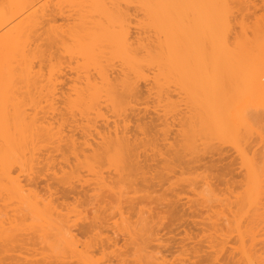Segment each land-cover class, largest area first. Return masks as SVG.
Listing matches in <instances>:
<instances>
[{
	"label": "rangeland",
	"instance_id": "obj_1",
	"mask_svg": "<svg viewBox=\"0 0 264 264\" xmlns=\"http://www.w3.org/2000/svg\"><path fill=\"white\" fill-rule=\"evenodd\" d=\"M51 1L49 2V0H44V1L42 0L41 2L38 3V5L36 4L39 7L34 8L35 10H37L40 8V6H41L40 9H44L45 7L43 11H41L40 9H39L40 11H37L39 12L38 14H40L39 16L37 12L35 13L37 15L36 16L34 15L36 17V18L34 17L35 19L38 18L37 21H39V19H42V20H40L41 22L39 21L41 23L39 24L40 26L36 27V28L39 27V29H37L39 31H37L36 35L38 34L41 37L37 36L33 38H36L40 44L37 42L36 43L38 45H41L45 49L44 50L43 48H41L40 50L43 49L42 50L43 52L41 51V53H38V54H41V56L40 55L36 56L38 57L37 62H36L37 58L35 59V61H33V63L35 62L37 64L35 65L34 63V66L35 67L37 66L36 68L33 66L34 72L35 71H37V73L39 72L38 74L39 78H40V74H42L41 75L42 78L39 80L40 84L39 86H37V89L32 88V89L26 90L24 88L25 86L24 87L19 86L18 88V89H22L21 87H23L22 90H18L19 92L21 91V93L19 92L18 93L21 95L22 99L23 97L24 99H26V101L23 99L22 103L24 106L22 108H23V111L26 110L25 114L30 115V117L29 118L20 117L18 120L16 117H0V157L1 158H2L1 154L3 155V153H5V145H6L3 142L4 139L2 140L4 136L1 137V134L4 133L3 131H6V130L11 132V134L12 133L14 134L15 132L14 127L16 124V120L21 121L20 123H22V121L26 119L25 122L27 123H24V125H26L27 127L28 124H30V128L28 126V129H30L31 131H33L32 125L34 129L37 128L36 124H38V128L40 129L43 128L41 131L46 129L44 132H42L44 134L42 133H41L42 135L39 134L40 137H37V136L34 137L35 134L33 133L36 131L31 132L30 130H28L27 132L25 129L26 135L22 137L23 139L25 138L23 142L27 141L25 144L21 142L22 141L21 137H18L17 135H15L17 136V138H20V139H17V138L16 139L21 140L20 141L21 145L22 144L25 145V146L23 145L24 148L22 147L23 152H19L20 150H22V148L18 150L17 147L19 146L16 145L17 146L16 147L13 144L17 148L16 149L13 146L14 150L16 149L15 151L18 153L9 154V157L7 156L8 158L7 160H5L3 164L1 163V160H0V215L3 217V219L1 220L3 221V224L0 223V225H2L0 226V264H7L10 261H12L15 264H19V263L20 264H26V263L30 264V263H33V261L35 262L37 261L36 262L37 264H59V263L66 264V262L69 263L70 260L72 261L74 259L73 261L76 262V259L81 258L82 256L85 257L87 255H89V259L84 258V257H82L81 259H84V260L88 259L89 260L88 263L90 262L89 264H145L148 261L150 262H154L156 260L162 261L163 259L167 261L168 264H190L189 262H191V260L189 261V259L190 257L192 259V256H190L187 259L184 254H183L184 257L183 255H180L179 251H181V248H179L178 246L180 244L179 242L182 241L181 238H183L182 235L185 234V231L189 232V229H186V230L183 229L185 228L186 224L185 226L181 227V225L184 223L182 221H184V219L186 220L191 219L190 216H192L193 213H195V215H194V218L192 217V220L194 219V221H196L195 222L196 224L195 223L194 224L198 225L196 227L198 231L204 226L205 229L209 228V230H211L210 232V231H207L206 229L207 231L206 233L208 232L211 233V234L209 233V236L214 235V231H215L214 229L218 228V227L216 228L215 226L217 225V223H219L218 226H221L220 228H222V230L219 228V231L217 229V231L219 232V235H221L222 233L223 236L226 235L230 238L232 237V239H227L225 236L227 240L224 242H227L228 244V241H229V247L226 246L227 248L225 249L226 251L223 250L222 252L225 255L227 253V250L229 249L231 250L230 252L228 250L230 254L232 251L233 253L237 252L236 253L237 256L234 254L233 255L235 257H239L238 252L246 253V252H249V250H252V247H253V249L255 248L257 251L259 250V254L261 253V255L263 254L264 256V252H263L264 251V248H263L264 240H259L260 238L261 239L264 238L263 237L264 236V232H263L264 216H262V213L264 215V77L253 80L248 86H245L242 84H240L241 86H239V83H238L237 89H236V86L230 87L229 84L227 85L228 87H230V89L228 87L225 88L226 84L222 85L224 89L222 88L221 85H219V87L216 88V90L219 89L217 92H219L222 88L226 93V94L224 93L225 95L223 94L224 91L222 92V90L219 92L220 94H218L214 88H210L211 93L214 90V94H215L213 95V93L211 94L209 91V93L211 94L210 97L212 95L215 97L220 95V97L222 98V99L220 98L222 101H220L219 103L221 105L219 108L220 109L219 113H217L216 111H212L214 110V108L216 110V107H214V105L211 106V108L214 107L212 110L209 109L210 102L209 101H208L209 103L206 102L207 96L206 95H205L206 97L204 96V93L205 92L207 93V91L206 90L205 92L200 91L199 89L200 85L198 83L197 84L199 86H197L196 83H195L196 86L191 84L193 81L191 77H194V76H191L189 78V81L191 82L190 84L193 85L194 88L191 85H189L188 87L187 83L189 82L183 83L186 80L184 77L183 78L184 80H182V83H183L182 84L180 82L182 78L176 75L177 72L169 73L172 71H169V72H166L164 70L161 71L159 70L160 69L159 67H156L153 64L152 66H150L151 68H149V66H147L146 64L145 66L143 64L140 72H139L140 68L137 73H133L131 71L133 74L131 78L130 77L131 72L128 70L125 71L126 69L125 66L121 65L123 62L119 61L121 59H118L116 57V54L113 57V52L110 53V50H109L110 48L108 49V47L105 48L104 45L103 47L99 45V47L104 49V51L107 50L109 52H105L107 54L104 55L105 54L104 51L102 49H98L99 47L97 46V48L94 49L95 54H97L95 56L98 57V59L96 58V61L98 60V63L97 62L96 63L100 65L99 63L100 61L102 64V67L104 66L105 69L108 64L109 66L111 65V67L113 66L112 68L109 66H108L109 69L107 68L109 70L108 72H110L112 69V72L110 73L112 75L110 74L109 75L112 77L110 78L113 80H115V77L117 75L122 77L123 75H120L121 74L120 72H123V69H124L125 75L128 72L127 74H128L129 79L127 80L131 81L130 84L131 86H134L132 87L134 90L132 89L133 92L127 89H125L126 91L124 89L122 91L120 86L119 87L117 86L118 87L117 92L119 93L114 92L113 94L109 95V93L111 92L110 90L108 95L109 97L113 96V99H115L114 100L115 102L111 101L112 100L110 99L111 97L107 99L108 95L105 94L107 91L104 92L102 90V92H104L103 93L104 95L103 94L100 95L102 93L101 92L97 96L98 94L97 93L95 98L93 97V100L95 99L94 100L95 102H92L93 101L92 99L89 100V98H92L90 96H88L89 98L86 97V95L78 96L79 94H83L82 90L83 91L86 90L84 87L85 85H82V83L80 82H77L75 84L73 83L72 79L75 76L74 72L77 70H81L80 68H82V70L83 68L84 70L87 69L86 71H88L89 70L88 68L90 67V65L93 64V61L92 63H90V65L88 64L89 66L86 67L85 64L87 63L86 62L83 63L82 60L84 59L82 58V56H80V54L77 53L81 57L80 58L74 51L77 48L76 46L77 43L72 42V41H75L74 39H72L71 41L72 37L67 38V39L65 38L66 39L65 41L60 42V38L62 37V35L65 36L69 34L70 32L69 33L67 32L72 31L71 28L75 26L76 24V22L74 21L75 16H76L75 14L78 15L77 13L78 11L76 12V10H79L80 8L82 9L83 7L86 9V6H87L86 4L88 3H85L86 6L84 4H81L80 8L78 7L72 8L73 5L69 7V5L62 4L61 5L62 7H61L57 4L56 0H53V2ZM146 1L149 6L151 7L156 6L155 4L156 1L154 0L152 1L146 0ZM42 2H44L43 5L45 4V2H47L48 4L47 3L46 4L48 5V7L46 6V4L44 7H42ZM137 2L139 1L130 0L129 2V0H124V1L116 0L114 1V3L117 5L113 4V7H112V3H107L106 7H108V9H110L111 12L113 11L115 13V14L113 13L114 16H116L117 18L115 19L118 22L120 20H121L120 22H122V24L119 22L122 25V27L121 25H118L116 26V28L118 29L113 28V31L115 32L116 30L117 31L116 34L117 33L121 34L123 30H124L123 33H128L129 31L128 33L129 36L126 34L129 38L127 37L125 38H127L128 40L130 39V41L131 40L133 41L136 37H138L136 35L138 34L140 35L141 33L143 34L142 35L143 38L144 36L149 37L148 38L150 40L149 42L154 41L155 39H157L156 38L157 36H154V35H157V34L148 26V24H150L152 21L149 11H146V8H144V6L140 2L139 3ZM0 3H2L0 5V8L1 6L3 8L5 6L4 4H6V7L4 8H7L8 7L7 3L9 4V1L1 0ZM118 3H120L121 5ZM134 3L135 4L137 3L138 5L137 4L134 5ZM51 4H52V7H50ZM231 4L232 6H230L231 7L230 9L232 11H231V15L229 16L230 24L228 23L227 25V27H229L228 29L229 35L227 36L228 37L227 40L229 44H233L234 46V44L235 43L237 44L238 41H240V43H242L243 41L245 42L246 38L244 40V37L246 36H247V40L248 39L251 40L255 36L257 37L256 33L258 30H259V33L262 34L261 32L264 31V23L261 24L260 22H258L259 19L264 17V7H263L264 2L262 3V0H252V1L251 0H232ZM247 4L251 6L247 8V6H245ZM133 5L136 7H134ZM74 6L76 5L74 4ZM117 6H119V8H117ZM242 6H245V7L243 8ZM137 7L139 10L136 9ZM4 8L2 9V11H5L8 9V8L7 9H4ZM50 8H52V11ZM47 9L48 11L49 10L50 11L48 12ZM61 9L63 11H61ZM8 11L9 9L5 12H8ZM66 11H68L69 13L67 12L68 14H66ZM32 12L33 11H30L29 14ZM88 12L91 14L90 11ZM140 12L143 14H141ZM57 13L59 14L57 15ZM47 14H50V15H47ZM51 14L53 16H51ZM71 14L73 15L70 16ZM97 15L98 14H95L93 16L94 19H91V21L94 20L95 22H97L96 24L102 23L105 26H107L105 20L101 19L99 16L97 17ZM60 17L62 18V20L67 17L66 20L64 19L65 23L61 20ZM143 19L147 24L143 21ZM48 20H50L51 22H48ZM70 21L73 24L69 23ZM123 21H126L127 23L125 22L123 23ZM57 25L58 26L60 25L61 28L60 26L58 27ZM83 26L84 28L88 29L91 26L93 27V24L87 25V27L85 26V24ZM83 26L78 25V27H81L82 29H84ZM64 27L66 28V30ZM75 27H73V32H74V33L72 32L73 34L75 33L83 34L82 32L83 30H81V28L79 30V28L76 27L78 29V32H76L77 30ZM257 27L260 29H256ZM69 28L71 30H69ZM89 29H92V28H89ZM121 29H123L122 32H121ZM144 29L148 30L147 32L148 34L143 33L145 32ZM149 29L152 34L150 33ZM62 30L64 34L62 33ZM254 31H256V33ZM149 33L152 36H150ZM60 34H61V37L58 38L57 36H59ZM132 35L135 37H132ZM42 37L44 39L43 41H41ZM52 37H55V39L57 40L55 43L50 44L49 38H52ZM67 37H70V36H67ZM150 37H153V38H150ZM262 37L264 38V33ZM262 37L260 38L262 39L260 41H263ZM255 39L257 40V38H254L252 40L254 41V43L256 42ZM70 41L72 42V44H70ZM155 41L152 43H156ZM252 41L251 43H249L250 41L249 42L247 41V43L250 45L252 44ZM59 43L60 44L66 43L68 45L66 46L65 44L64 45L62 44V46L57 45ZM254 43L253 45L256 46L258 42L255 44ZM45 44L47 45L50 44V46L48 47ZM242 45H244V43ZM38 47L40 48V46ZM58 48H59V51H58ZM70 48L73 49V51L75 52L74 54L70 53V52H73V51H70L72 50ZM51 49H53V51ZM65 52L69 54L65 55ZM42 53L44 54L42 55ZM45 53H46V56H45ZM53 53H55L54 54L55 56L53 55ZM109 54H112V55H110L109 57ZM48 55L50 56V58ZM51 55L53 57H51ZM70 55H71V58L69 57ZM140 56L141 54L139 55V57ZM39 57L41 60L39 59ZM111 57L112 59H109ZM43 58L45 61L43 60ZM142 58H144L143 54H142V57H140V59ZM106 59L110 61L112 60L113 64L110 63V61H107ZM38 62L40 63L38 64ZM120 62L122 63L120 64ZM119 66L120 67L122 66V67L120 68ZM50 67L52 68L51 71H50ZM95 67L93 70L92 69L93 67L91 65L90 69L95 71ZM69 69L73 71H70ZM52 70H54L55 73ZM92 70H90V72ZM142 71H145V72H142ZM59 72L62 73L61 74L62 77L59 76L60 75ZM45 74H48L50 76L45 75ZM137 74L138 76H136ZM48 77L49 79L53 77L54 80L53 78L49 80ZM123 77L122 79L126 78V77L124 78ZM177 77H179L180 80ZM196 77L197 76H195V78ZM47 79L49 80V82L51 81L50 82L51 85L49 84ZM118 80L116 81L115 85L122 82V81L118 82ZM56 82H58L57 86H56L57 84ZM122 85L123 84H121V87L123 88ZM184 85H186L185 88H184ZM206 85H209V84H206ZM40 86H41V89H39ZM78 86L79 87L81 86V87L79 88ZM205 86H203V89L211 87V86H206V87ZM195 87L196 88L198 87L197 94L195 93V95H197L198 98L193 94V92L196 91ZM233 87L235 88L233 89ZM114 89L116 90V86ZM190 89L191 90L193 89V90L191 91ZM226 91H228L229 93H227ZM18 93L16 92V95ZM190 93H192V95H194L196 98L195 99L192 98V95H190ZM209 93L207 94L208 97H209ZM216 93L218 94L217 96H216ZM76 95L78 96V98H74V97H77ZM105 95H107L106 100L104 99ZM223 95L227 97H224ZM17 96L20 99V96L19 95ZM83 96L84 98H86L85 100ZM101 96L104 98L102 99ZM80 97H82L81 99L84 101L87 100V102H89L90 104L86 102L85 104H81L80 106L79 104L81 102L84 103L80 99ZM223 97L226 99L224 100ZM65 98L67 100H65ZM214 98L212 97L213 100ZM100 99L103 101H101ZM220 99L218 97L217 99H215L214 103H216ZM104 100L107 102H104ZM209 100L212 101L211 99ZM76 101L79 104H76L75 103ZM110 101L111 103H109ZM91 102L93 106H91ZM97 102L99 106L97 105ZM112 102L114 104H112ZM72 103L77 105L78 108L74 110L73 108L77 106H74ZM93 103L94 104L96 103L95 104L96 107ZM212 103L213 102H211L210 104ZM86 104H88V106ZM110 104L112 106L115 105V107L118 106L116 107V110L118 112L115 110H112V109H115V107L114 106L112 107ZM217 104L218 103H216L215 106ZM89 106L90 108L92 107L91 109L94 110L95 112L91 111V109L90 111H88ZM81 107L82 108L84 107L83 108L84 112H82ZM87 107H88L87 109L88 112H86ZM98 107H99V111L97 110ZM191 116L193 118L192 122H195L197 117L198 119H197V123L196 122L194 124L191 123L192 126L194 127H192L191 130H189L188 128L190 126L189 125L190 119L188 117H191ZM194 117H195V120H194ZM185 118L188 119L189 123L188 122L186 123ZM224 118L226 121H224ZM29 119L30 120L32 119L33 121L32 120L30 121ZM35 121H37V123ZM38 121L40 122L38 123ZM216 122H218V125L220 127L219 129L221 131V134H220L221 136H219V134L216 133V130H217V126L215 124ZM34 123H36L35 124L36 126H34ZM47 123H49V125ZM108 126H109V129L111 128L110 129L111 131L114 129V126H117L116 128H118V131L120 133L121 131L124 132L126 130L125 132L126 135H128V137L132 139V140L130 139V141H132L131 143L133 146L132 147L133 153L130 154L131 155L130 159L128 157V158H125L124 159L125 161H124L121 158V161H118L120 156L117 154L119 158L116 157L117 156L116 152H113V151L107 153L106 155L108 156L104 155L103 156L104 158L102 157L103 159L102 158L100 160L93 159L92 151L96 150L97 147H99L95 144L101 143V139L98 136V132L100 133H103L104 131L107 132ZM183 128H185L186 132L190 131L188 132L189 134L185 133ZM15 129H18V128L16 127ZM180 130L183 133L180 132ZM27 133H28V136H27ZM186 134L189 135V139L187 138L188 136L186 137ZM15 136L13 135V137ZM71 136L77 140L76 141L77 143H80V144H77V146L81 145L80 147H82V144L84 142L86 141L90 142L91 147L90 145L89 147L91 150L89 149V147L85 149V145L83 144V148L81 149L83 150L85 149V150L82 153V150L80 149L81 153L78 152L79 153L78 157H75L74 154L71 155L72 154L71 152L70 154L67 152H64L63 147L66 146L67 144L66 141L68 142ZM32 137L36 138V139L33 138L34 142L32 141ZM181 137L183 140L181 139ZM48 138L50 140H47ZM141 141L143 143H141ZM184 141H187V142L184 143ZM85 144H88V143L86 142ZM137 146L139 150H137ZM141 148H144V149H141ZM89 152H92V154ZM87 155L90 157H88ZM107 157L109 160L111 159L110 161L112 162H110L107 159ZM90 158L93 159V161L92 160L90 161L89 160ZM114 160L115 162H118V163H115ZM77 161L79 162L80 165L78 164ZM87 162L90 164H87ZM76 164H78L79 166ZM92 164L93 165L95 164V166H93ZM88 165H90V167ZM137 166L138 167L140 166V167L138 168ZM73 167L75 168L77 167L76 170L78 173L76 171L74 172L75 174L72 173V171L75 170L73 169ZM141 167L145 169H142ZM254 171H256V174L254 173ZM118 172L120 174L119 177L121 179L118 177V174H117ZM136 172L138 173L135 177ZM154 176L156 177V179H152V177L155 178ZM78 177L80 179H78ZM52 178L53 180H51ZM74 178L77 179V181ZM136 178H139V179H136ZM145 178L149 186L147 182L144 180ZM30 179L32 181L36 179L39 180V183L36 185L37 187L34 185L36 188L32 186L31 184L32 181ZM27 180L31 181V183L29 182L30 183L29 184ZM47 180L48 182H45ZM131 180L134 182V184L131 183L132 182ZM58 181L59 182L62 181L63 183L62 186L60 183L57 184ZM78 182H80L81 185ZM156 182H158L159 184ZM16 183H18L20 187L21 186L23 187L21 194L16 195V193L13 192L12 189H10V186ZM49 183L54 186L52 187L56 190V192L60 188V187H57L59 184L61 188L64 186V184H67L69 185V187L70 186H75V187L82 186L84 187V189L87 190L86 191L87 194L84 196L82 195L80 197H76V198L71 196L68 200L63 201V199L62 200L58 199V197L60 196L57 195V193H55L54 189H52V192H50L51 190L47 191V186L45 188V185ZM41 202L43 205H45V207L43 205H40ZM186 202L188 203L189 206L191 205L193 206L192 208H194L193 210H190V212H188L189 214L187 216H189L192 213L191 211H193V213L192 215L189 216L190 218H186V216L185 217L183 216L184 219L182 218L181 220L182 214L184 215V213L187 212L188 207L185 206L186 208L185 209L183 206V203L185 204ZM28 203H31V204H28ZM32 203L37 206V209L42 208L41 210L43 211L41 212V210L40 211L33 210V206H30V208H28L29 205H33ZM48 205H51V206H48ZM24 206L27 208L23 209ZM54 206L59 209L57 211V212L60 211L59 213L55 214V211L50 210L52 209V207L53 209H55ZM181 206H183L182 208L184 210L181 208ZM48 207H49V210H48ZM99 208L100 209L103 208L102 210L104 211H100ZM64 209L65 210L67 209V210L65 211ZM96 209L99 211H97ZM25 210L27 211L25 212ZM46 210H47V213H46ZM180 210H182V212ZM1 216H0V219H1ZM247 216H248V219H247ZM251 216L255 218V220ZM209 217H211V219L213 220H210ZM233 217L236 218V221L235 219L233 220ZM249 217H251L250 219H253V222L252 220H250L251 222L248 221ZM189 221L194 222L191 220ZM212 221L214 222L212 223ZM60 222L61 223L63 222L66 226H64V224L63 223L61 224ZM92 222L97 223V227L100 226L99 229L95 230L94 232H92L91 234L87 236L82 237V235H78L76 238H71L72 234L73 235L76 234L75 233L76 228H79L80 226H83L84 224H88ZM215 222H216V225H214ZM249 222L251 223V225ZM222 223L224 224L225 228L227 227L226 228L227 230H225ZM199 226H202V227H199ZM230 226L232 227L230 228ZM244 226L246 227V229H244L245 228ZM260 226L262 228H260ZM189 228L192 229L194 227L191 224ZM247 228L250 230V232ZM239 230L240 232L241 230H243V233L242 232L240 233L242 234L241 238H239L240 236H238ZM68 231H73L72 234L71 232H69L70 233L69 237L71 240L68 237ZM202 231H204V229ZM218 232L216 235L217 237H219ZM248 232L249 234H247ZM253 232H258L256 234L257 235L256 237L259 239L257 241L254 240L255 242L252 241V239L255 238L254 237L255 235L253 236ZM62 233H63V236H62ZM195 233H198V232H194V234ZM203 235L202 237L204 236L206 237V235L204 236ZM199 236H200V232L198 233L197 238ZM246 236H249V237H246ZM67 238L69 239L70 242L72 241V244L69 243ZM211 238H212L211 240H214L213 237ZM242 238L244 240L243 242L241 241ZM200 239H198V241H200ZM239 239L241 242L239 241ZM74 240L76 241L74 243L75 245L73 244ZM202 240H204L205 242V239L202 238ZM207 240H209L210 242V239H207ZM218 240L220 239L218 238ZM218 240L216 239V241ZM251 242H254V243H251ZM259 243L260 245H258ZM218 245L220 247V244ZM230 246H232L233 248H236L235 252H234V249H232V247L230 248ZM224 254H222L221 256H224ZM7 260H10V261H7ZM195 260L193 258L191 264H193V261L195 264L198 263V261L195 262ZM2 261L5 263H2ZM28 261H30V263H28ZM183 261H185V263ZM207 261H205L202 264H210L212 262V261L211 262L210 261L207 262Z\"/></svg>",
	"mask_w": 264,
	"mask_h": 264
},
{
	"label": "bare ground",
	"instance_id": "obj_2",
	"mask_svg": "<svg viewBox=\"0 0 264 264\" xmlns=\"http://www.w3.org/2000/svg\"><path fill=\"white\" fill-rule=\"evenodd\" d=\"M1 1V0H0ZM4 1V0H3ZM9 1V4L7 3V5H8V9H9V11L8 12H5V11H7L8 9L7 8H4V7H6V4H4L3 6V8L4 9H7V10H5V11H2V6H1V8H0V117H16L17 118V120L20 118V117H30V115H26L25 113H26V110L25 111H23V99H24V97H23V99L21 98V95L19 94V93H21V91L19 92L18 90H22L23 89V87L27 90V89H32V88H35V89H37V86H39V80L42 78L41 77V75L42 74H40V78L38 77L39 75V72L37 73V71H35L34 72V63H33V61H35V59H36V62H37V60H38V57H36V56H38V55H40L41 56V54H38V53H41V51L44 49L41 45H38L37 43H39V41L36 39V38H33V37H37V36H40V35H36V33H37V31H39V30H37V29H39V27L38 28H36L37 26H40L39 24H41L40 22V20H42V19H39V21H37L38 20V18L37 19H35L36 17V15L39 13V12H37V11H43L44 9H45V4L47 3V2H45V4L43 5V3L44 2H42V7H44V9H40L41 8V6H40V10L39 9H37V10H35L34 8L36 7V8H38L39 6H37L38 5V3L39 2H41L42 0H8ZM44 1V0H43ZM51 0H49V2H50ZM114 1H116V0H56V2H57V4L59 5V6H61L62 4L63 5H69V7L71 6V5H73L72 6V8L73 7H78V8H80L81 7V4H84L85 5V3H88V4H86L85 6H86V9L83 7V5H82V7L85 9H79V10H76V12L78 13V15L77 14H75L74 16H75V19H74V21L76 22V24H75V26L77 27V28H79V30H80V28L81 27H78V25H84L85 24V26L87 27V25H90V24H93V27L91 26V27H89V28H92V29H86V28H84V26H83V28L84 29H82L81 28V30H83L82 32H83V34H80V33H75V34H73L74 32H73V27H75V26H73L71 29H72V31H68L67 33H69V34H67V35H65V36H63L62 35V37H61V34L59 35V36H57L58 38H62V40H61V38H60V42H63V41H65L67 38H71V41H72V39H74L75 41H72V42H75V43H77V48H76V50H74L75 52H76V54L77 53H79L80 54V56H82V58L84 59V60H82L83 61V63H87V64H85L86 65V67L87 66H89L90 65V63H92V61H93V64H91L92 65V69L94 70V67H95V65H96V67H95V71H93L92 69H90L91 68V65H90V67L88 68L89 70L88 71H86L87 69H85L84 70V68H83V70H82V68H80L81 70H77L76 68V70L77 71H75L74 73H75V76H74V78L72 79L73 80V83H77V82H80V83H82V85H85L84 87H85V91H83L82 90V93L83 94H79V93H77V94H79L78 96H80V95H86V97H88V96H90V97H92V98H89V100L90 99H92L93 100V97L95 98V96H96V94H97V96L102 92V90L104 91V92H106L105 94H107L108 95V93H109V91L111 90V92L109 93V95H111V94H113L114 92H116V93H119V92H117L118 90V87L120 86V88H121V90L123 91V89L125 90V89H127V90H129V91H131V92H133L132 91V87H134V86H131V84H130V82L131 81H129V80H127V79H129V77H128V72L126 73V75H125V71L126 70H128V71H132L133 73H137L138 72V70H139V68H140V70H139V72L141 71V67H142V65L144 64V66H145V64L147 65V66H149V68H151L150 66H152V64L154 65V66H156V67H159L160 69L159 70H161V71H166V72H169V71H172V72H169V73H176V75H178V76H180V78H182L181 79V83H182V80H184L183 78L185 77V82H183V83H187V82H189V83H187V85H188V87H189V85H191V84H193L194 86H199L200 85V91H203V92H205V90L207 91V93L205 94L204 93V96L207 98L206 99V102H215V99H217L218 97H219V99L221 98L220 97V95L219 96H217L218 94H220L219 92L222 90V92L224 91L223 89V84L226 86L225 88H227L228 87V85L227 84H229L230 85V87L231 86H236V89L238 88V83H239V86H241L240 84H242V85H245V86H248L253 80H256V79H259V78H262V77H264V38L262 37L263 36V33H264V31L263 32H261L262 34H260L259 33V30L257 31V33H256V31H254L255 33H256V35H257V37L255 36L254 38H257V40H256V42L255 43H257V45L255 46V45H253V43H254V41H252L253 39H251V40H247V36L246 37H244V40H245V38H246V40H245V42L243 41L242 43H240V41H238L239 42V44H238V42H237V44L235 45L234 44V46H233V44H229V42H228V40H227V36L229 35V32H228V29H229V27H227V25H228V23H229V16L231 15V7L230 6H232V0H154V1H156L155 2V4H156V6L154 7V6H149L148 5V3H147V1L146 0H138L143 6H144V8H146V11H149V14H150V16H151V18H152V21H151V23L150 24H148V26H149V28H151L157 35H154V36H157L156 38L157 39H155L154 41L156 42V43H152V42H154V41H151V42H149L150 40L148 39L149 37H146V36H144V38L142 37V33L139 35H136V36H138V37H136L132 42L130 41V39L128 40L127 38H129L128 36V33H129V31H128V33H123L124 32V30L123 29H121V32H122V30H123V32L119 35L118 33L116 34V30H115V32L113 31V28H115V29H118V28H116V26H118V25H121L122 24V22H118L116 19V16H114V12L112 11H110V9H108V7H106L107 6V3H112V7H113V4H115L114 3ZM121 1V0H120ZM122 1H124V0H122ZM133 1H135V0H133ZM146 1V2H145ZM152 1V0H151ZM252 1V0H251ZM51 2H53V0L51 1ZM58 2H60V3H58ZM62 2V3H61ZM64 2V3H63ZM117 2H119V1H117ZM129 2H130V0H129ZM139 2H137V3H139ZM231 2V3H230ZM264 1L262 0V3H263ZM125 3V2H124ZM131 3H132V1H131ZM136 3V4H137ZM246 3V2H245ZM249 3H250V1H249ZM261 3V2H260ZM2 3H0V5H1ZM37 4V5H36ZM48 4V3H47ZM46 4V6L48 7V5ZM50 4V3H49ZM74 4L76 5V6H74ZM79 4V5H78ZM118 4H120V3H118ZM135 3H134V5H136ZM140 4V5H141ZM150 4V3H149ZM231 4V5H230ZM56 5V4H55ZM89 5V6H88ZM110 5V4H109ZM115 5H117V4H115ZM121 5V4H120ZM119 5V6H120ZM133 5V6H134ZM138 5V4H137ZM151 5V4H150ZM241 5V4H240ZM244 5V4H243ZM263 5V4H262ZM10 6V7H9ZM111 6V5H110ZM119 6H117V8H119ZM123 6H124V4H123ZM245 6H247V8L248 7H250L251 5H245ZM245 6H242L243 8L245 7ZM50 7H52V4H51V6ZM62 7V6H61ZM65 7V6H64ZM134 7H136V6H134ZM264 7V6H263ZM71 8V9H72ZM90 8V9H89ZM110 8V7H109ZM121 8V7H120ZM127 8V7H126ZM140 8V7H139ZM51 9V11H52V8H50ZM54 9V8H53ZM64 9V8H63ZM70 9V8H69ZM114 9V8H113ZM116 9V8H115ZM136 9H138V7L136 8ZM66 10V9H65ZM65 10H64V12H65ZM73 10V9H72ZM121 10V9H120ZM130 10V9H129ZM128 10V11H129ZM139 10V9H138ZM30 11H33L32 13H30L29 14V12ZM47 11H48V9H47ZM50 11V10H49ZM48 11V12H49ZM58 11V10H57ZM61 11H63L62 9H61ZM88 11H90L91 12V14L88 12ZM123 11V10H122ZM137 11V10H136ZM143 11V10H142ZM37 12V14H35ZM45 12V11H44ZM68 11H66V14H68L67 13ZM75 12V11H74ZM144 12V11H143ZM47 13V12H46ZM45 13V14H46ZM52 13V12H51ZM53 13H54V11H53ZM63 13V12H62ZM70 13H71V11H70ZM88 13V14H87ZM114 13V14H113ZM141 13V12H140ZM43 14V13H42ZM41 14V15H42ZM44 14V15H45ZM59 13H57V15H58ZM65 14V15H66ZM74 14V13H73ZM73 14H71L70 16H72ZM92 14H98L97 15V17L99 16L101 19H104L105 20V22H106V25L107 26H105L104 24H102V23H98V24H96L97 22H95L94 20L93 21H91V19H94V15H92ZM123 14V13H122ZM141 14H143V13H141ZM35 15V16H34ZM40 14H38V16H39ZM43 15V16H44ZM47 15H50V14H47ZM61 15V14H60ZM51 16H53L52 14H51ZM62 16V15H61ZM125 16V15H124ZM127 16V15H126ZM35 17V18H34ZM45 17V16H44ZM55 17V16H54ZM63 17V16H62ZM65 17V16H64ZM76 17H77V19H76ZM59 18V17H58ZM61 18V17H60ZM67 18V17H66ZM66 18H64L65 20H66ZM116 18V19H115ZM121 18V17H120ZM142 18H143V16H142ZM44 19H46V18H44ZM47 19H48V17H47ZM52 19V18H51ZM64 19L62 20V18H61V20L64 22ZM69 19V18H68ZM67 19V20H68ZM96 19V18H95ZM122 19V18H121ZM124 19V18H123ZM128 19V18H127ZM144 19H145V17H144ZM144 19H143V21H144ZM53 20V19H52ZM97 20V19H96ZM126 20V19H125ZM46 21V20H45ZM72 21H73V19H72ZM39 22V23H38ZM44 22V21H43ZM48 22H51L50 20H48ZM53 22V21H52ZM127 23L126 21H123V23ZM145 22V21H144ZM150 22V21H149ZM258 22H260L261 24H263L264 23V17H262L261 19H259L258 20ZM65 23V22H64ZM63 23V24H64ZM69 23H71V21L69 22ZM88 23H90V24H88ZM141 23V22H140ZM146 23V22H145ZM47 24V23H46ZM59 24V23H58ZM71 24H73V23H71ZM70 24V25H71ZM87 24V25H86ZM136 24V23H135ZM147 24V23H146ZM230 24V23H229ZM258 24V23H257ZM126 25H128V24H126ZM142 25V24H141ZM49 26V25H48ZM58 26V25H57ZM60 26V25H59ZM58 26V27H59ZM140 26V25H139ZM259 26V25H258ZM67 27H69V26H67ZM75 27V28H76ZM121 27H122V25H121ZM125 27H127V26H125ZM129 27V26H128ZM142 27V26H141ZM140 27V28H141ZM263 27V26H262ZM261 27V28H262ZM51 28V27H50ZM60 28H61V26H60ZM63 28V27H62ZM65 28V27H64ZM76 28V32H78V29ZM119 28H120V26H119ZM144 28V27H143ZM36 29V30H35ZM70 28H69V30H71ZM256 29H260V28H256ZM65 30H66V28H65ZM126 30V29H125ZM262 30V29H261ZM260 30V31H261ZM34 31H36V32H34ZM46 31V30H45ZM52 31H53V29H52ZM61 31V30H60ZM119 31V30H118ZM139 31H141V30H139ZM144 31L145 32H143V33H147L148 32V30H145L144 29ZM149 31H150V29H149ZM152 31V32H153ZM34 32V33H33ZM66 32V31H65ZM73 32V33H72ZM57 33V32H56ZM62 33H63V30H62ZM71 33H72V35H71ZM150 33H151V31H150ZM149 33V35L150 36H152L151 34ZM34 34V35H33ZM47 34H49V33H47ZM59 34V33H58ZM64 34V33H63ZM124 34H125V36H124ZM128 36H127V35ZM148 34V33H147ZM147 34H145V35H147ZM154 34V33H153ZM254 34V33H253ZM36 35V36H35ZM54 35V34H53ZM56 35V34H55ZM123 35V36H122ZM148 35V36H149ZM67 36H70V37H67ZM258 36H259V38H258ZM41 37V36H40ZM64 37V38H63ZM125 37H127V38H125ZM132 37H135V36H133L132 35ZM263 38V41H260V40H262V39H260V38ZM39 38V37H38ZM66 38V39H65ZM131 38V37H130ZM150 38H153V37H150ZM36 39V40H35ZM42 39V40H41ZM41 39H39V40H41V41H43L44 39H43V37L41 38ZM49 42H50V44H53V43H55L56 42V40L57 39H55V37H52V38H49ZM59 40V39H58ZM70 40V39H69ZM153 40V39H152ZM47 41V40H46ZM45 41V42H46ZM68 41V40H67ZM66 41V42H67ZM70 41V44H72V42ZM247 41L249 42V43H251V41H252V44H248L247 43ZM260 41V42H259ZM37 42V43H36ZM58 42V41H57ZM263 42V43H262ZM36 43V44H35ZM42 43V42H41ZM244 43V45H242ZM254 43V44H255ZM262 43V44H261ZM40 44V43H39ZM48 44V43H47ZM47 44H45V45H47ZM50 44L49 45H47L48 47L50 46ZM62 44L64 45L65 44V46L66 45H68V44H66V43H59V44H57V45H60V46H62ZM154 44V45H153ZM246 44V45H245ZM259 44V45H258ZM45 45H43V46H45ZM99 45H101L102 47H103V45L105 46V48H107L108 47V49L110 50V53H112L113 52V57L115 56V54H116V57L118 58V59H121V60H119V61H122V62H120V64L122 65V66H125V71H124V69H123V72H120L121 74L120 75H125L124 77H126V78H124L123 76V78L124 79H122V77H120V76H118V78H119V80H118V78H117V76L115 77V80H113V79H111L112 77L110 76V75H112V74H110L111 72H112V67H111V65L109 66V64L107 65V67H106V69L104 68V66L102 67V64H101V62L99 61V63H100V65L99 64H97L98 63V60L96 61V58L98 59V57L97 56H95V55H97V54H95V48H97V46L99 47ZM107 45V46H106ZM248 45V46H247ZM38 46H40V48L38 47ZM52 46V45H51ZM75 46V47H76ZM207 46H208V48H207ZM250 46H255V47H250ZM55 47V46H54ZM57 47V46H56ZM68 47V46H67ZM66 47V48H67ZM41 48H43L42 50H40ZM45 48H47V47H45ZM252 48V49H251ZM48 49H50V48H48ZM70 49H72V48H70ZM69 49V50H70ZM98 49H102V48H98ZM97 49V50H98ZM40 52H39V51ZM45 50V49H44ZM52 51H53V49H51ZM103 51H104V49H102ZM49 51V50H48ZM58 51H59V48H58ZM62 51V50H61ZM65 51H66V49H65ZM70 51H73V49L72 50H70ZM70 52V53H72V54H74L75 52ZM78 51V52H77ZM43 52V51H42ZM69 52V51H68ZM97 52V51H96ZM99 52H100V50H99ZM105 52H109V51H104V53ZM115 52V53H114ZM50 53H51V51H50ZM104 53H102V54H104ZM44 53H42V55H43ZM49 54V53H48ZM55 53H53V55H54ZM58 54V53H57ZM68 55L69 53H67V52H65V55ZM71 54V55H72ZM101 54V53H100ZM107 53H105L104 55H106ZM141 54V56L140 57H142V54H143V57L144 58H142V59H140V57H139V55ZM50 55V54H49ZM48 55V56H49ZM71 55L69 56L70 58H71ZM78 55V54H77ZM110 55H112V54H109V57H110ZM45 56H46V53H45ZM55 56V55H54ZM79 56V55H78ZM79 56V57H80ZM99 56V55H98ZM102 56V55H101ZM51 57H53L52 55H51ZM95 57V58H94ZM49 58H50V56H49ZM75 58V57H74ZM78 58V57H77ZM81 58V57H80ZM87 58V59H86ZM103 58H104V56H103ZM39 59H40V57H39ZM90 61H89V60ZM95 59V60H94ZM109 59H112V57L111 58H109ZM115 59V58H114ZM41 60V59H40ZM43 60H44V58H43ZM48 60V59H47ZM52 60H53V58H52ZM58 60V59H57ZM69 60V59H68ZM74 60V59H73ZM77 60V59H76ZM107 60V59H106ZM106 60H105V62H106ZM45 61V60H44ZM43 61V62H44ZM50 61V60H49ZM94 61H95V63H94ZM107 61H110V60H107ZM114 61V60H113ZM118 61V60H117ZM42 62V63H43ZM53 62V61H52ZM52 62H51V64H52ZM56 62V61H55ZM59 62V61H58ZM80 62V61H79ZM97 62V63H96ZM103 62H104V60H103ZM102 62V63H103ZM40 62H38V64H39ZM49 63V62H48ZM77 63V62H76ZM109 63V62H108ZM110 63H112V60L110 61ZM89 64V65H88ZM113 64V63H112ZM119 64V65H120ZM35 65H37L36 63H35ZM73 65H75V64H73ZM80 65V64H79ZM84 65V64H83ZM34 66V67H33ZM58 66V65H57ZM108 66L109 67H111L110 69H111V71L110 72H108L109 70V68H108ZM121 66V67H122ZM153 66V67H154ZM37 67V66H36ZM35 67V68H36ZM54 67V66H53ZM76 67H78V66H76ZM80 67V66H79ZM85 67V68H86ZM120 67V66H119ZM120 67V68H121ZM70 68H71V66H70ZM108 68V69H107ZM41 69V68H40ZM51 67H50V71H51ZM144 69V68H143ZM147 69V68H146ZM39 70V69H38ZM57 70V69H56ZM55 70V71H56ZM70 70V69H69ZM68 70V71H69ZM90 70H92L91 72H90ZM145 70V69H144ZM168 70V71H167ZM53 72H54V70H52ZM70 71H73V70H70ZM69 71V72H70ZM117 71H119V70H117ZM175 71V72H174ZM61 72V71H60ZM59 72V76H61V74L62 73H60ZM94 72V73H93ZM132 72L130 73L131 75H130V77L133 75L132 74ZM142 72H145V71H142ZM165 72V73H166ZM41 73V72H40ZM55 73V72H54ZM91 73H93V74H91ZM115 73V72H114ZM164 73V72H163ZM49 74H51V73H49ZM71 74V73H70ZM90 74V75H89ZM110 74V75H109ZM45 75H48V74H45ZM52 75H54V74H52ZM51 75V76H52ZM93 77H92V76ZM95 75V76H94ZM142 75V74H141ZM176 75H174V76H176ZM48 76H50V75H48ZM57 76V75H56ZM58 76V77H59ZM136 76H138V74L136 75ZM145 76V75H144ZM191 76H194V77H191ZM195 76H197L196 78H195ZM47 77V76H46ZM45 77V78H46ZM62 77V76H61ZM66 77H67V75H66ZM111 77V78H110ZM191 77V79H193V81H192V83L189 81V78ZM53 78V77H52ZM52 78H50L49 79V77H48V79L49 80H51ZM70 78V77H69ZM72 78V77H71ZM117 78V79H116ZM132 78V77H131ZM143 78V77H142ZM177 78H179V77H177ZM180 78H179V80H180ZM43 79H44V77H43ZM47 79V80H48ZM57 79V78H56ZM59 79V78H58ZM63 79V78H62ZM122 79V80H121ZM135 79V78H134ZM49 80H48V82H49ZM53 80H54V78H53ZM70 80V79H69ZM118 80V82L119 81H122V82H120V83H118V84H116L115 85V83H116V81ZM178 80V79H177ZM46 81V80H45ZM44 81V82H45ZM56 81H58V80H56ZM51 82V81H50ZM50 82H49V84H50ZM135 82V81H134ZM157 82V81H156ZM57 84H56V86L58 85V82H56ZM60 83V82H59ZM70 83V82H69ZM84 83V84H83ZM179 83V82H178ZM182 83V84H183ZM191 83V84H190ZM195 83H196V85H195ZM199 85H198V84ZM209 84V85H206V84ZM43 84V83H42ZM121 84H123L122 86H123V88L121 87ZM136 84V83H135ZM202 84H204V85H202ZM51 85V84H50ZM54 85V84H53ZM73 85V84H72ZM80 85V84H79ZM101 85V86H100ZM193 85H191L192 87H193ZM211 86V87H208V88H205L206 86ZM219 85H221L222 86V88H221V90L219 91V92H217L219 89H217L216 90V88L217 87H219ZM19 86H23V87H21L22 89H18L19 88ZM48 86V85H47ZM68 86H69V84H68ZM115 86H116V90L114 89L115 88ZM118 86V87H117ZM185 86L186 85H184V88H185ZM203 86H205L204 88L205 89H203ZM27 87V88H26ZM52 87V86H51ZM55 87V86H54ZM79 87V86H78ZM81 87V86H80ZM79 87V88H80ZM140 87V86H139ZM145 87V86H144ZM187 87V88H188ZM192 87H190V88H192ZM230 87H228L229 89H230ZM45 88V87H44ZM113 88V89H112ZM194 88V87H193ZM202 88V89H201ZM210 88H214L215 89V91L218 93H216V96L217 97H215V96H213V95H215L214 94V90H213V95L210 97V95L212 94L211 93V89ZM235 87H233V89H234ZM39 89H41V86H40V88ZM77 89V88H76ZM83 89V88H82ZM232 89V88H231ZM71 90V89H70ZM75 90V89H74ZM101 90V91H100ZM120 90V91H121ZM134 90V89H133ZM191 90V89H190ZM193 90V89H192ZM191 90V91H192ZM195 92H193V94L195 95V93L197 94V90H198V87L196 88L195 87ZM226 90V89H225ZM73 91V90H72ZM126 91V90H125ZM124 91V92H125ZM209 91H210V93H209ZM16 92L18 93L17 95H19L20 96V99L18 98V96L16 95ZM70 92V91H69ZM78 92V91H77ZM85 92H87L88 93V95H87V93H85ZM104 92H102L100 95H102ZM124 92H123V94H124ZM227 93H229L228 91H226ZM230 92H231V90H230ZM25 93V92H24ZM30 93V92H29ZM75 93H76V91H75ZM89 93H91V94H89ZM115 93V94H116ZM209 93V97H208V94ZM225 93V91L223 92V94ZM202 94V93H201ZM226 94V93H225ZM224 94V95H225ZM25 95H27V94H25ZM24 95V96H25ZM31 95V94H30ZM29 95V96H30ZM69 95V94H68ZM93 95V96H92ZM104 95V94H103ZM107 95H105V98L104 97H102V99L104 98L105 100H106V97H107ZM109 95H108V97H107V99L108 98H110V99H112L111 101H113V102H115L114 100L115 99H113V96H110L109 97ZM118 95V94H117ZM190 95H192V93H190ZM192 95V98H196L197 97V95ZM203 95V94H202ZM223 95V96H224ZM70 96H71V94H70ZM77 96V95H76ZM78 96L77 97H74V98H78ZM126 96V95H125ZM124 96V97H125ZM139 96V95H138ZM194 96V97H193ZM222 96V95H221ZM100 97V98H101ZM119 97H120V95H119ZM212 97L214 98V100L212 99ZM224 97H227V96H224ZM223 97V98H224ZM82 97H80V99H81ZM83 98H84V96H83ZM198 98V97H197ZM200 98V97H199ZM28 99V98H27ZM72 99V98H71ZM86 98H84V100H85ZM121 99V98H120ZM136 99H137V97H136ZM209 99H211L212 101H210ZM222 99V98H221ZM219 100V101H217L216 103H218L216 106H215V104L216 103H212V104H210L209 102V105H210V110H212L214 107H216V110H215V108H214V110H212V111H216L217 113H219V108H220V105L221 104H219L220 103V101H222V100ZM226 98H224V100H225ZM21 102H20V101ZM25 101H26V99H24ZM65 100H67L66 98H65ZM82 100V99H81ZM84 100H82L84 103H77V101L75 102L76 104H79L80 106H81V104H85L86 102H87V100L86 101H84ZM88 100V101H89ZM91 100V101H92ZM95 100V99H94ZM92 101V102H95V101ZM101 100V99H100ZM99 100V101H100ZM104 100V102H107V101H105ZM68 101H69V99H68ZM68 101H67V103H68ZM71 101V100H70ZM74 101V100H73ZM97 101V100H96ZM101 101H103V100H101ZM111 101L109 102V103H111ZM134 101V100H133ZM65 102V101H64ZM92 102H91V106H93L92 105ZM112 102V104H114ZM87 103H89V102H87ZM66 104V103H65ZM71 104V103H70ZM74 106H77V105H75L74 103H72ZM90 104V103H89ZM94 104V103H93ZM96 104V103H95ZM94 104V105H95ZM101 104V103H100ZM106 104V103H105ZM118 104V103H117ZM130 104V103H129ZM67 105V104H66ZM73 105H72V107H73ZM87 106H88V104H86ZM85 105V106H86ZM97 105L99 106V104H98V102H97ZM107 105V104H106ZM111 105V104H110ZM196 105V104H195ZM208 105V106H209ZM214 105V107H212L211 108V106H213ZM68 106V105H67ZM70 106V105H69ZM82 106H84V105H82ZM112 106V105H111ZM114 107H115V105H113ZM112 106V107H113ZM200 106V105H199ZM205 106H207V105H205ZM71 107V106H70ZM95 107H96V105H95ZM109 107V106H108ZM116 107H118V106H116ZM116 107H115V109H112V110H115V111H117L116 110ZM68 108V107H67ZM76 108H78V106L77 107H75V108H73L74 110L76 109ZM82 108V107H81ZM84 108V107H83ZM83 108L81 109L82 110V112H84L83 111ZM92 108V107H91ZM90 106H89V110L88 111H90ZM87 109H88V107L86 108V112H88L87 111ZM118 109V108H117ZM123 109V108H122ZM71 110V109H70ZM79 110H80V108H79ZM98 111H99V107H98V109H97ZM72 111V110H71ZM91 111H94V110H92L91 109ZM120 111V110H119ZM75 112H77V111H75ZM95 112V111H94ZM118 112V111H117ZM188 114V113H187ZM190 114V113H189ZM192 115V114H191ZM195 115V114H194ZM36 116V115H35ZM193 116V115H192ZM192 116L191 117H188L190 120H189V122H188V119H186V123L188 122L189 123V125L191 126H189V130H191V128L192 127H194V126H192V124H194L195 122L197 123V119H198V117L196 118V120H195V117H194V120H195V122H192L193 121V118H192ZM196 116V115H195ZM32 117H34V116H32ZM16 118H15V120H16ZM16 120V124H15V127H14V136L15 135H17L18 137H23L24 135H26L25 133H26V131L28 132V130H30V129H28V126H29V128H30V124H28V126L26 127V125H24V123H27V122H25V120L26 119H24V121H22V123H20L21 121H17ZM30 120V119H29ZM32 120V119H31ZM30 120V121H31ZM33 121V120H32ZM224 121H226L225 120V118H224ZM36 123H37V121H35ZM40 121H38V123H39ZM19 123V124H18ZM36 123H34V126H36L37 128H38V124H36ZM185 123V122H184ZM192 123V124H191ZM33 124V123H32ZM36 124V125H35ZM48 125H49V123H47ZM216 124V126H217V130H216V133L217 134H219V136H221L220 134H221V131H220V127H219V125H218V122H216L215 123ZM227 124V123H226ZM22 125H24V126H22ZM41 125V124H40ZM51 125V124H50ZM229 125V124H228ZM18 128V129H15V128ZM21 127H22V129H21ZM25 127V128H24ZM117 126H114V129H113V127H112V131L109 129V126H108V131L107 132H105L104 130V132L103 133H100V132H98V136H99V138L101 139V143H97V144H95V145H97V146H99V147H97V149L96 150H93L92 152H93V159H98V160H100L104 155H106L107 153H109V152H116V155L118 154L119 156H120V158L118 157V155L116 156V157H118L119 158V160L118 161H121V158L124 160L125 158H128L129 157V159L131 158L130 156V154L131 153H133L132 151H133V146H132V141H130V139L131 138H129L128 137V135H126V130L124 131V132H122L121 131V133L118 131V128H116ZM143 127H144V125H143ZM34 129L33 128V125H32V129H33V131H36V132H38V133H36V132H34L33 134H35V136L34 137H40L39 136V134L40 135H42V134H44V133H42V132H44L45 130H43V131H41L43 128H38V129ZM45 128V127H44ZM52 128V127H51ZM142 128V127H141ZM25 129H26V131H25ZM40 129V130H39ZM50 129V128H49ZM106 129V130H107ZM187 129V128H186ZM183 130L185 131V133H188V132H190V131H188V132H186V130H185V128H183ZM25 131V132H24ZM31 131V130H30ZM33 131H31V132H33ZM53 131V130H52ZM152 131V130H151ZM4 133H2L1 134V137H3L4 136V138H2V140H3V142H4V144H6L5 145V153H3V155L1 154V156H2V158L0 157V160H1V163L3 164L4 162H5V160H7V158L9 157V154H12V153H18V152H16L15 150L18 148V150L19 149H21L22 147H23V145L27 142H23V140L25 139H23L22 138V141L21 140H17V139H20V138H17V136H15V137H13V135L11 134V132H9L8 130H6V131H3ZM19 132V133H18ZM24 132V133H23ZM30 132V133H31ZM47 132H48V130H47ZM180 132H182L181 130H180ZM9 133V134H8ZM29 133V134H30ZM42 133V134H41ZM151 133V132H150ZM183 133V132H182ZM33 134H32V136H33ZM49 134V133H48ZM52 134V133H51ZM121 134V135H120ZM143 134V133H142ZM189 134V133H188ZM6 135V136H5ZM12 135V136H11ZM46 135V134H45ZM44 135V136H45ZM55 135V134H54ZM57 135V134H56ZM145 135H146V133H145ZM179 135V134H178ZM27 136H28V133H27ZM26 136V137H27ZM58 136V135H57ZM183 136V135H182ZM188 136V137H187ZM34 137H32V141H33V138ZM42 137V136H41ZM52 137V136H51ZM60 137V136H59ZM144 137V136H143ZM186 137L189 139V135H187L186 134ZM15 138V139H14ZM17 138V139H16ZM29 138V137H28ZM45 138V137H44ZM47 138V137H46ZM54 138H55V136H54ZM135 138V137H134ZM145 138V137H144ZM185 138V137H184ZM30 139H31V137H30ZM34 139H36V138H34ZM56 139H57V137H56ZM55 139V140H56ZM61 139V138H60ZM181 139H182V137H181ZM186 139V138H185ZM16 140V141H15ZM47 140H50L49 138L47 139ZM67 140V139H66ZM132 140V139H131ZM143 140V139H142ZM145 140V139H144ZM147 140V139H146ZM151 140V139H150ZM153 140V139H152ZM183 140V139H182ZM187 140V139H186ZM20 141L22 142V143H24V144H22L21 145V143H20ZM77 140L76 139H74V137H72L71 136V138H69V140H68V142L66 141V146H65V144H64V146L65 147H63V151L64 152H67V153H69L70 154V152L72 153L71 155H73L74 154V156L75 157H78V155H79V153H81V150H82V153L84 152V150L86 149V148H88L89 147V145H90V142H88V141H86L88 144H85L86 142H84L83 144L85 145V149L83 150V149H81V148H83V144H82V147H80V146H77V144H80V143H77L76 142ZM139 141H140V139H139ZM148 141V140H147ZM154 141H155V139H154ZM17 142V143H16ZM34 142V141H33ZM65 142V141H64ZM153 142V141H152ZM187 141H184V143H186ZM138 143V142H137ZM136 143V144H137ZM141 143H143L142 141H141ZM148 143V142H147ZM155 143V142H154ZM183 143V144H184ZM16 146V145H18L19 147H15L14 145ZM135 144V145H136ZM146 144V143H145ZM153 144V143H152ZM21 145V146H20ZM86 145H87V147H86ZM13 146H14V148H16L15 150H14V148H13ZM25 146V145H24ZM140 146V145H139ZM80 147V148H79ZM90 147H91V145H90ZM90 147H89V149H90ZM143 147H144V145H143ZM149 147V146H148ZM7 148V149H6ZM24 148V147H23ZM23 148H22V150H20L19 152H23ZM65 148V149H64ZM81 149V150H80ZM94 149H95V147H94ZM141 149H144V148H141ZM148 149V148H147ZM60 150V149H59ZM91 150V149H90ZM137 150H139L138 149V146H137ZM6 151H7V153H6ZM62 151V150H61ZM69 151V152H68ZM148 151V150H147ZM79 152V153H78ZM92 152H89V153H91L92 154ZM138 152V151H137ZM140 152V151H139ZM88 153V152H87ZM87 153H85V154H87ZM143 153V152H142ZM145 153V152H144ZM76 154V155H75ZM111 154V153H110ZM110 154H109V156H110ZM81 155V154H80ZM182 155V154H181ZM181 155H180V157H181ZM4 156V157H3ZM6 156V157H5ZM8 156V157H7ZM88 156V155H87ZM106 156H108V155H106ZM127 156V157H126ZM178 156V155H177ZM176 156V157H177ZM80 157H82V156H80ZM88 157H90V156H88ZM113 157V156H112ZM137 157V156H136ZM104 158V157H103ZM102 158V159H103ZM77 159V158H76ZM93 159H89L90 161L92 160L93 161ZM107 159H108V157H107ZM115 159V158H114ZM117 159V158H116ZM133 159V158H132ZM181 159V158H180ZM94 160V161H95ZM104 160H106V159H104ZM109 160V159H108ZM111 160V159H110ZM109 160V161H110ZM85 161V160H84ZM86 161H88V160H86ZM89 161V162H90ZM108 161V162H109ZM125 161V160H124ZM123 161V162H124ZM127 161V160H126ZM130 161V160H129ZM132 161V160H131ZM78 162V161H77ZM110 162H112V161H110ZM114 162H115V160H114ZM136 162V161H135ZM141 162V161H140ZM83 163V162H82ZM102 163V162H101ZM115 163H118V162H115ZM122 163V162H121ZM134 163V162H133ZM132 163V164H133ZM1 164V165H2ZM78 164H79V162H78ZM78 164H76V165H78ZM87 164H90V163H88L87 162ZM99 164V163H98ZM120 164V163H119ZM118 164V165H119ZM126 164V163H125ZM169 164V163H168ZM80 165V164H79ZM78 165V166H79ZM85 165V164H84ZM93 165V164H92ZM91 165V166H92ZM252 165V164H251ZM89 167H90V165H88ZM93 166H95V164L93 165ZM132 166V165H131ZM141 166V165H140ZM139 166V167H140ZM120 167V166H119ZM138 167V166H137ZM138 167V168H139ZM144 167V166H143ZM77 168V167H76ZM76 168L75 167H73V169H75L74 171H72V173H74L75 171L77 172V170H76ZM94 168V167H93ZM132 168V167H131ZM131 168H130V170H131ZM142 168V167H141ZM166 168V167H165ZM254 168V167H253ZM142 169H145V168H142ZM249 169H250V167H249ZM138 170H140V169H138ZM148 170V169H147ZM166 170V169H165ZM255 170V169H254ZM62 171V170H61ZM117 171H119V170H117ZM129 171V170H128ZM142 171V170H141ZM252 171V170H251ZM70 172V171H69ZM131 172V171H130ZM250 172V171H249ZM63 173V172H62ZM66 173V172H65ZM71 173V172H70ZM78 173V172H77ZM76 173V174H77ZM137 173L138 172H136V174H135V177H136V175H137ZM140 173V172H139ZM143 173V172H142ZM251 173V172H250ZM254 173L256 174V171H254ZM75 174V173H74ZM118 174V177L120 176V174H119V172L117 173ZM71 175V174H70ZM142 175V174H141ZM69 176V175H68ZM122 176V175H121ZM252 176H254V175H252ZM256 176V175H255ZM73 177V176H72ZM132 177V176H131ZM148 177V176H147ZM155 177V176H154ZM38 178V177H37ZM69 178V177H68ZM120 178V177H119ZM142 178V177H141ZM149 178V177H148ZM251 178V177H250ZM254 178V177H253ZM9 179H10V177H9ZM13 179V178H12ZM31 179H33V178H31ZM30 179V180H31ZM62 179V178H61ZM65 179V178H64ZM73 179V178H72ZM75 179V178H74ZM78 179H80L79 177H78ZM118 179V178H117ZM121 179V178H120ZM135 179V178H134ZM136 179H139V178H136ZM151 179V178H150ZM152 179H156V177L155 178H153L152 177ZM37 180V181H36ZM36 180H31L32 181V183H31V181H29V180H27L28 181V183L30 182L31 184H32V186H36L38 183H39V180L38 179H36ZM49 180V179H48ZM48 180L47 181H45V182H48ZM51 180H53V178L51 179ZM56 180V179H55ZM70 180V179H69ZM76 181H77V179H75ZM74 180V181H75ZM101 180H103V179H101ZM145 181H146V178L144 179ZM143 180V181H144ZM257 180V179H256ZM263 180V179H262ZM132 181V180H131ZM142 181V182H143ZM253 181V180H252ZM19 182V181H18ZM104 182V181H103ZM147 182V181H146ZM154 182V181H153ZM12 183H14V182H12ZM29 183V184H30ZM58 183H60L61 184V186H62V181L61 182H57V184ZM65 183V182H64ZM79 184H80V182H78ZM98 183H100V182H98ZM105 183V182H104ZM120 183V182H119ZM131 183H133L134 184V182L132 181ZM150 183V182H149ZM156 183H158V182H156ZM254 183V182H253ZM40 184H41V182H40ZM59 184V185H60ZM145 184V183H144ZM147 184H148V182H147ZM159 184V183H158ZM51 185V186H50ZM57 186V187H60L59 188V190H57V192H56V190L53 188L54 186L52 185V184H46L45 185V188H46V186H47V191L48 190H51L50 192H52V189H54L55 190V193H57V195H59L60 197H58L57 195V197H58V199H63V201L64 200H68L71 196H73V197H80V196H84V195H86L87 194V190L86 189H84V187H82V186H80V187H75V186H70L69 187V185H67V184H64V186L61 188V186ZM68 186V188H67V186ZM76 185V184H75ZM105 185V184H104ZM151 185V184H150ZM155 185H157V184H155ZM34 186V187H35ZM40 186V185H39ZM53 186V187H52ZM55 186H56V184H55ZM66 186V187H65ZM78 186V185H77ZM112 186H113V184H112ZM111 186V187H112ZM148 186H149V184H148ZM147 186V187H148ZM37 187V186H36ZM35 187V188H36ZM56 187V188H57ZM88 188V187H87ZM100 188V187H99ZM110 188V187H109ZM10 189H12V191L13 192H15L16 193V195L17 194H21V192H22V189H23V187L21 186L20 187V185L18 184V183H16V184H12L11 186H10ZM58 189V188H57ZM90 189V188H89ZM107 189V188H106ZM94 190V189H93ZM109 190V189H108ZM99 191H100V189H99ZM32 193V192H31ZM23 194V193H22ZM33 196V195H32ZM36 197V196H35ZM78 199V198H77ZM80 199V198H79ZM33 200V199H32ZM190 200V199H189ZM191 201V200H190ZM189 201V202H190ZM193 201V200H192ZM27 202V201H26ZM31 202V201H30ZM40 203V202H39ZM49 203H51V202H49ZM48 203V204H49ZM28 204H31V203H28ZM33 204V203H32ZM190 204V203H189ZM26 205H27V203H26ZM37 205H39V204H37ZM40 205H43L42 204V202H41V204ZM52 205V204H51ZM51 205H48V206H51ZM193 205H194V203H193ZM30 206H33V210H37V211H40L41 209L40 208H38L37 209V206L35 205V204H33V205H29V207L28 208H30ZM36 206V207H35ZM44 207H45V205H43ZM65 206V205H64ZM100 206V205H99ZM98 206V207H99ZM183 206H184V208H185V206L186 207H188L187 208V212H183L184 213V215L182 214V217H181V220H182V218H183V216L185 217L186 216V218H190L191 217V219H189V220H191V221H194V219L192 220V217L194 218V215H195V213H193V211H191L192 213H193V215H192V213L190 214V215H192V216H187L189 213L188 212H190V210H193L194 208H192L193 206H189L188 205V203L186 202L185 204L183 203ZM183 206H181V208L183 207ZM35 207V208H34ZM40 207V206H39ZM43 207V208H44ZM63 207V206H62ZM25 208H27V207H23V209H25ZM51 208V207H50ZM54 208L55 209H53V207H52V209H50V210H52V211H55V214H57V213H59V212H57L59 209L57 208V207H55L54 206ZM60 208V207H59ZM65 208V207H64ZM101 208V207H100ZM99 208V209H100ZM107 208V207H106ZM22 209V210H23ZM62 209V208H61ZM70 209V208H69ZM98 209V208H97ZM96 209V210H97ZM103 209V208H102ZM102 209H100V211H104V210H102ZM104 209H105V207H104ZM183 209V208H182ZM186 209V208H185ZM29 210V209H28ZM48 210H49V207H48ZM65 210V209H64ZM67 210V209H66ZM65 210V211H66ZM184 210V209H183ZM27 210H25V212H26ZM43 210H41V212H42ZM69 211V210H68ZM97 211H99V210H97ZM106 211V210H105ZM181 212H182V210H180ZM34 212V211H33ZM196 212V211H195ZM44 213V212H43ZM46 213H47V210H46ZM49 213V212H48ZM35 214V213H34ZM198 214V213H197ZM259 214V213H258ZM51 215V214H50ZM53 215H54V213H53ZM255 215H257V214H255ZM1 216V215H0ZM198 216V215H197ZM229 216H231V215H229ZM253 216H254V214H253ZM262 216H264L263 215V213H262ZM58 217V216H57ZM196 217V216H195ZM226 217V216H225ZM252 217V216H251ZM251 217H249V220L248 221H250V220H252V222H253V219L255 220V218H253V219H250ZM259 217V216H258ZM210 218V220H213V219H211V217H209ZM227 218V217H226ZM246 218V217H245ZM257 218V217H256ZM261 218V217H260ZM3 219V217L1 216V219H0V223L1 224H3V221H1ZM184 219V218H183ZM232 219V218H231ZM230 219V220H231ZM235 219V221H236V218H234L233 217V220ZM247 219H248V216H247ZM246 219V220H247ZM189 220H186V219H184V221H182V222H184L182 225H181V227L182 226H185V224H186V226H185V228H183L184 230H186V229H189V232H186L185 231V237H184V235H182L183 236V238H181V242H179L180 244H179V248H181V251H179V253H180V255H185L186 256V258L188 259L190 256H192V259H191V257H190V259H189V261L191 260V262H189L190 264L192 263V260H193V258H194V260H195V262H197L198 261V263H196V264H202V263H204L205 261H212L210 264H264V256H263V254L261 255V253L259 254V250L257 251L255 248V250L253 249V247H252V250H249V252H246V253H244V252H241V253H239L238 252V256L239 257H235L234 255H236L237 256V252L236 253H233V251L231 252V254L229 253L231 250H229V252H228V250H227V253L225 252L226 250L225 249H227L226 248V246H228L229 247V241H228V244H227V242H224V241H226L227 239H232V237L230 238V237H228V236H226L225 234V236H226V238H225V236H223V234L221 233V235H219V228L221 227V226H218V224L219 223H217V225H216V222L214 223V225H216L215 227L218 229V231H217V229H214L215 231H214V235H215V237H214V235H210L211 237H213V239L214 240H211L212 238L209 236V233L211 232V230H209V228H206L207 229V231H210V232H208V233H206L207 231H206V229H205V227L203 226H199V227H202L203 229H204V231H202L203 229L201 228L199 231L196 229V227L198 226V225H195L196 223V221H194V222H190ZM197 220V219H196ZM209 220V219H208ZM207 220V221H208ZM215 220H216V218H215ZM221 220V219H220ZM224 220V219H223ZM226 220H228V219H226ZM229 220V221H230ZM232 220V221H233ZM258 220H260V219H258ZM257 220V221H258ZM244 221V220H243ZM198 222V221H197ZM199 222H200V220H199ZM211 222V221H210ZM214 221H212V223H213ZM223 222V221H222ZM231 222V221H230ZM230 222H229V224H230ZM251 222V221H250ZM249 222V223H250ZM255 222V221H254ZM61 223V222H60ZM59 223V224H60ZM63 223V222H62ZM61 223V224H62ZM195 223V224H194ZM203 223V222H202ZM201 223V224H202ZM232 223V222H231ZM244 223V222H243ZM60 224V225H61ZM64 224V223H63ZM193 225V227L194 228H189V226L190 225ZM209 224V223H208ZM223 224V223H222ZM225 224H226V222H225ZM228 224V225H229ZM259 224V223H258ZM205 225V224H204ZM212 225V224H211ZM249 225V224H248ZM250 225H251V223H250ZM264 225V224H263ZM263 225H262V227H263ZM0 226H2V225H0ZM62 226V225H61ZM64 226H66L65 224H64ZM206 226V225H205ZM223 226H224V224H223ZM222 226V227H223ZM254 226V225H253ZM252 226V227H253ZM99 227L100 226H98L97 227V223H94V222H92V223H88V224H84L83 226H80L79 228H76V231H75V233L76 234H72L73 233V231H68V237H69V232H71V238H76L78 235H82V237L83 236H87V235H89V234H91L92 232H94L95 230H97V229H99ZM232 226H230V228H231ZM240 227V226H239ZM245 227V226H244ZM256 227V226H255ZM261 226H260V228H262ZM212 228V227H211ZM224 228H225V226H224ZM227 228V227H226ZM225 228V230H227ZM213 229V228H212ZM221 230H222V228H220ZM244 229H246V227L244 228ZM248 229V228H247ZM256 229V228H255ZM259 229V228H258ZM100 230H101V228H100ZM193 230V231H192ZM195 230H197V231H195ZM230 230V229H229ZM249 230V229H248ZM253 230V229H252ZM201 231H202V233H201ZM254 231V230H253ZM256 231H258V230H256ZM194 232H200V236L197 238V235H198V233H195L194 234ZM215 232H216V234H215ZM217 232H218V235H219V237H217L216 235H217ZM221 232H223V231H221ZM226 232V231H225ZM241 232L243 233V230H241ZM240 232V230H239V234L241 233ZM249 232H250V230H249ZM249 232L247 233V234H249ZM263 232H264V230H263ZM246 233V232H245ZM258 232H253V236L255 237V238H251L252 239V241H254V240H258L259 238H257L256 236V234H257ZM197 234V235H196ZM206 235V237L204 236V235ZM208 234V235H207ZM211 234V233H210ZM212 234H213V232H212ZM228 234V233H227ZM238 234V236H240L239 238H241V236H242V234H240L239 235ZM67 235V234H66ZM202 235L204 236V237H202ZM246 235V234H245ZM244 235V236H245ZM62 236H63V233H62ZM207 236H209V237H207ZM221 236V237H220ZM251 236V235H250ZM224 237V238H223ZM246 237H249V236H246ZM261 237V236H260ZM264 237V236H263ZM64 238V237H63ZM66 238V237H65ZM201 238V239H200ZM202 238L203 239H205V242H207V243H205L204 242V240H202ZM210 239V242H209V240H207V239ZM218 238L220 239V240H222V241H220V240H218ZM224 240H223V239ZM68 239V238H67ZM69 239H70V237H69ZM69 239H68V241H69ZM198 239H200V241H198ZM216 239L219 241H216ZM236 239V238H235ZM71 240V239H70ZM73 240V239H72ZM202 240V241H201ZM249 240H250V238H249ZM259 240H264V238L263 239H259ZM76 241H77V239H76ZM75 240H74V242H73V244L76 242ZM231 241V240H230ZM239 241H240V239H239ZM241 241L243 242L244 240H243V238L241 239ZM240 241V242H241ZM218 242V243H217ZM232 242V241H231ZM255 242V241H254ZM254 242H251V243H254ZM264 242V241H263ZM69 243H71L72 244V241L70 242L69 241ZM217 243V244H216ZM222 243V244H221ZM70 244V245H71ZM218 244H220V247H219V245ZM223 244H225V245H223ZM227 244V245H226ZM262 244V243H261ZM75 245V244H74ZM224 247H223V246ZM258 245H260V243L258 244ZM181 246V247H180ZM224 248H222V247ZM216 247H218V248H216ZM232 246H230V248H231ZM178 248V249H179ZM258 248V247H257ZM264 248V247H263ZM215 249V250H214ZM217 249V250H216ZM220 249V250H219ZM232 249H234V252H235V249L236 248H233L232 247ZM249 249H251V248H249ZM180 250V249H179ZM223 250H225L224 252L226 253V255L224 254V253H222L223 252ZM218 251V252H217ZM237 251V250H236ZM182 252V253H181ZM262 252V251H261ZM264 252V251H263ZM228 253H229V255H228ZM222 254H224V256H226V257H224V256H221ZM234 254V255H233ZM80 255V254H79ZM184 255H183V257H184ZM82 257H84V256H82ZM81 257V258H82ZM263 257V258H262ZM81 258H78V259H76V262L75 261H69V263H67L66 261H64V262H66V264H89L88 263V259H89V255H87V256H85L84 258H88V259H86V260H84V259H81ZM186 258H184V259H186ZM239 258V259H238ZM183 259V260H184ZM7 261H10V260H7ZM6 261V262H7ZM186 261V260H185ZM185 261H183L184 263H185ZM207 261V262H208ZM20 262V261H19ZM18 262V263H19ZM22 262V261H21ZM25 262V261H24ZM32 262V261H31ZM37 262V261H36ZM35 261H33V263H30V261H28V263H30V264H37ZM74 262V263H73ZM214 262V263H213ZM2 263H5V262H3L2 261ZM188 263V262H187ZM7 264H15V263H13L12 261H10L9 263H7ZM20 264V263H19ZM27 264V263H26ZM60 264V263H59ZM63 264H65V263H63ZM145 264H168L167 263V261H165L164 259L162 260V261H160V260H156V261H154V262H150V261H148V262H146ZM193 264H195L194 263V261H193Z\"/></svg>",
	"mask_w": 264,
	"mask_h": 264
}]
</instances>
